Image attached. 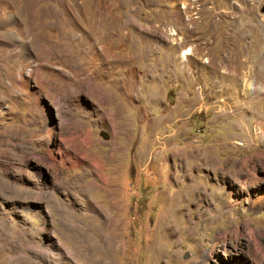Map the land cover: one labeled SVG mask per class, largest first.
I'll list each match as a JSON object with an SVG mask.
<instances>
[{"label":"rangeland","instance_id":"obj_1","mask_svg":"<svg viewBox=\"0 0 264 264\" xmlns=\"http://www.w3.org/2000/svg\"><path fill=\"white\" fill-rule=\"evenodd\" d=\"M29 1L0 0V227L32 237L21 256L82 264L92 223L105 264H264V0Z\"/></svg>","mask_w":264,"mask_h":264},{"label":"bare ground","instance_id":"obj_2","mask_svg":"<svg viewBox=\"0 0 264 264\" xmlns=\"http://www.w3.org/2000/svg\"><path fill=\"white\" fill-rule=\"evenodd\" d=\"M12 1H17V0H12ZM38 1V0H37ZM40 1V0H39ZM38 1V2H39ZM251 2V1H250ZM9 3V2H8ZM248 5V8H249V11H250V18H251V22H255L259 19V16L257 13H255V5H251V3H246ZM25 5H26V9L28 14H31V12L33 13L32 11V8L31 7V4H30V1L29 0H25ZM228 5V4H227ZM251 6L253 7V9L251 8ZM213 10V9H212ZM39 12V11H36V13ZM35 14V13H34ZM43 14V13H42ZM40 14V15H42ZM33 14H31L32 16ZM34 16V15H33ZM35 20L33 21V19L30 21H26V24L29 25V28L33 30V28H35V26L33 25L34 23L37 24L38 26L40 27H46V24H49L50 25V30L53 31V32H57L58 33V30H63V28L66 27V25L69 24V22L65 24V21H62V20H59L57 17H54V19H52V23H44L45 19L42 18V16H38L36 14ZM242 21V20H241ZM244 21V19H243ZM260 21V20H259ZM258 21V22H259ZM240 23V22H239ZM235 26L234 28L236 30H238V35H241L240 38L236 35H234V37L232 38V40L230 39L229 40V45L231 44L232 47H236V45H240L239 43V40L245 36L246 34V31H247V28L250 27V25H247L245 23H242V24H237V23H234ZM70 25V24H69ZM72 25V24H71ZM24 26V25H23ZM48 27V26H47ZM241 27V28H240ZM37 30V29H35ZM45 30V29H44ZM49 30V31H50ZM230 30V29H229ZM30 32V31H29ZM30 35V34H29ZM28 35V36H29ZM217 36V34H214V36ZM27 36V37H28ZM26 37V36H25ZM229 37V36H228ZM225 38V37H224ZM231 38V37H230ZM238 39V40H236ZM231 49V48H230ZM239 49V48H238ZM227 51V50H226ZM248 51V50H247ZM252 51V50H251ZM258 51V50H257ZM228 52V51H227ZM240 52V51H239ZM245 52V51H244ZM241 53V52H240ZM239 53V54H240ZM186 56L188 55H191L192 54V51L189 50V51H186L184 53ZM234 54V53H233ZM226 55V54H225ZM233 56V55H232ZM232 56H231V59H232ZM255 56V55H254ZM247 57H248V52H247ZM259 57V56H258ZM215 58V57H214ZM226 58V57H225ZM255 58V57H254ZM248 60V58H247ZM257 62V61H256ZM211 63V62H209ZM253 63V62H252ZM222 64V63H221ZM227 65V64H226ZM253 66V65H252ZM219 68V67H217ZM216 68V69H217ZM248 68V67H247ZM213 69V68H212ZM220 69V68H219ZM221 70V69H220ZM248 72V71H247ZM234 75V74H233ZM229 76V74H228ZM236 76V75H235ZM247 76V75H245ZM262 78V77H261ZM237 79V77H236ZM239 79V78H238ZM260 79V78H259ZM264 79V78H263ZM240 81V80H239ZM260 90V89H259ZM263 90V89H262ZM248 91V90H247ZM249 93V92H248ZM255 124V123H254ZM101 163V162H99ZM98 165V164H97ZM245 165V164H244ZM103 167V165L101 166V168ZM251 174L254 176V178H256V173L255 171H252ZM259 176V175H258ZM111 190V188H108ZM109 191V190H108ZM107 191V192H108ZM188 195V194H187ZM233 202H236L235 200L232 201V205L234 206H237L238 204H234ZM264 202V196H258L255 200H251L250 201V204H251V209L252 208H255L257 209L258 207L260 206H263V203ZM250 209V210H251ZM96 212L98 213V210L96 209ZM217 214L219 215H213L211 216L210 219H218V218H221V217H225V213L223 212H218L217 211ZM111 222V220H110ZM109 222V224H110ZM106 223H108V221H106ZM112 223V222H111ZM230 223V222H229ZM92 223H90V225L88 224V228L86 229H79V227H76L73 231L75 232V236H76V248L74 249V251H72V255L78 259L80 262H82V264H105V258H103V255H100L101 253H99V255H97V258L93 259V255L98 252V248L100 247V249L104 248L105 247V243L104 241L100 244H98V242H93V239H92V233L94 230H97L96 228H94L93 226H91ZM192 228L194 226H189V228ZM251 227V226H250ZM188 228V229H189ZM195 228V227H194ZM171 229V228H170ZM237 229V227L235 228ZM246 229H250L249 227H247ZM15 230V229H14ZM239 231V230H238ZM97 232V231H96ZM190 232V231H189ZM240 232V231H239ZM251 232V231H250ZM191 233L192 232V229H191ZM247 233V232H245ZM226 235V233L224 234ZM241 235V232L240 234ZM28 237V236H27ZM26 237V230L24 231H20V232H16V231H11V229L9 228V226L7 225H2L0 227V264H40L39 261L43 259H46L47 260V256L46 254L39 250L40 248H37V250H31L32 253L30 254H27L28 256L25 257V256H21V254L24 253V245L25 244H29V242L31 241L32 237L30 238H27ZM263 240V237L262 236H257L255 237L254 241L255 243L257 244V246H261L263 245L262 244V241ZM32 245H33V242L31 241ZM35 243V242H34ZM111 243V242H110ZM36 244V243H35ZM34 246V245H33ZM111 246V245H110ZM260 248V247H259ZM34 249H36L34 247ZM100 252H103L104 254V251L105 250H102ZM111 247L108 249L110 250ZM112 252L113 253H116L117 252V245L114 244L112 246ZM95 252V253H94ZM106 254V253H105ZM91 256V258L89 257ZM108 256V255H107ZM8 257V258H7ZM28 257H31L30 258V261L27 260ZM51 259V257H50ZM49 259V260H50ZM54 259V258H53ZM104 259V260H103ZM45 260V261H46ZM51 261V260H50ZM7 262V263H6ZM47 262V261H46ZM48 264H51V262H48Z\"/></svg>","mask_w":264,"mask_h":264}]
</instances>
